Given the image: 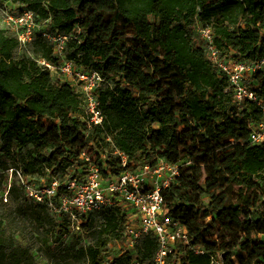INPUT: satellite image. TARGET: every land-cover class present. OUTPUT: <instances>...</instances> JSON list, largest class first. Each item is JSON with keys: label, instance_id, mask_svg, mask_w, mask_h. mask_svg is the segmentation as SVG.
<instances>
[{"label": "trees", "instance_id": "trees-1", "mask_svg": "<svg viewBox=\"0 0 264 264\" xmlns=\"http://www.w3.org/2000/svg\"><path fill=\"white\" fill-rule=\"evenodd\" d=\"M21 2L49 21V32L71 36L67 57L99 72L107 84L100 93L104 127L87 136L79 94L33 58H17L19 41L0 30V145L7 156L17 153L13 159L23 175H65L89 143L103 151L110 138L134 164L163 159L180 165V177L163 195L192 246L205 251L186 249L182 264H211L218 256L225 264H264V145L251 141V124L262 112L251 102L237 105L229 80L192 35L200 23L212 29L224 56L263 58L264 0ZM33 44L38 57L56 62L47 38L38 35ZM251 86L264 98V72ZM15 202L41 226L70 232V223L57 224L46 204L26 197ZM97 216L105 223L88 264H105L109 244L124 240L128 223L119 207ZM97 216L82 230L93 229ZM157 247L147 236L110 264H153ZM0 264H33L1 220Z\"/></svg>", "mask_w": 264, "mask_h": 264}, {"label": "built area", "instance_id": "built-area-1", "mask_svg": "<svg viewBox=\"0 0 264 264\" xmlns=\"http://www.w3.org/2000/svg\"><path fill=\"white\" fill-rule=\"evenodd\" d=\"M4 15L6 29L19 41V49L29 50L38 35L51 41L56 62L47 61L42 57L33 59L52 76H63L65 81L59 80L79 94L87 136L96 128H103L105 114L100 93L106 85V79L99 72L86 70L67 57V43L72 37L59 32L51 36L45 29L49 21H41L28 7L18 15L7 11ZM196 26L203 36L199 46L205 50L218 75L229 80L237 105L242 107L251 102L262 112V120L251 124V141L255 145H264V98L251 86L253 77L259 72H264V57L241 61L224 56L215 43L212 29L200 23ZM107 141L110 145L103 151L95 148L94 143H89L83 151L80 161L89 166V172L80 181L77 177H72L62 182V177L67 176L74 167L65 175L53 176L51 185L42 189H34L23 180L28 190V199L46 204L50 210L58 212L59 217L68 216L72 232L81 231L82 224L91 217L112 207L122 208L128 223L124 232L125 247L121 255L135 250L147 236L154 237L157 241L153 264H182L181 258L186 249L196 254H204L205 251L201 247L192 246L187 227L171 215L163 195L164 190L180 177V165L160 159L155 165L147 163L136 170L134 162L116 148L110 138ZM91 149L97 151L95 157L89 153ZM109 162L117 165L120 170L117 174L112 173ZM55 199L59 200V204L54 202ZM124 205L133 209V214H129ZM211 264L225 262L218 256L212 257Z\"/></svg>", "mask_w": 264, "mask_h": 264}, {"label": "rangeland", "instance_id": "rangeland-1", "mask_svg": "<svg viewBox=\"0 0 264 264\" xmlns=\"http://www.w3.org/2000/svg\"><path fill=\"white\" fill-rule=\"evenodd\" d=\"M26 6L21 0H0V30H5L7 35L14 37L10 31H7L6 16L4 12H10L12 15H18L22 13ZM45 29L53 36L55 33L49 32V27L46 24ZM197 44L202 42V34L199 31L198 26H195L192 30ZM49 43L51 41L49 40ZM34 44L31 45L29 50L19 49L16 52V57L21 58L23 56L38 57L35 52ZM54 77V76H53ZM55 82L63 84L65 81L63 76H55ZM113 87V84H112ZM107 88V84L102 87V90ZM89 153L95 157L97 151L89 150ZM7 156L6 152L2 151L0 145V220L4 222L6 227V236L9 239H14L18 246H21L28 250L30 256L33 258V264H88V259L92 252V248L95 245L99 231L105 223V217L97 216L95 227L89 232L81 230L79 232H68V230L51 231L49 226H41L37 219L25 213L22 208H19L15 202V199L29 198L28 190L23 183L34 187V189H42L44 186L51 185L53 179L51 175L45 178H26L22 170L18 168L17 159H13L15 154ZM153 160L156 157L153 156ZM142 165L134 164V169L141 168ZM89 166L84 161H80L77 165L70 170L67 176L62 177V182H66L69 178L77 177L80 180L88 175ZM16 187L14 195L10 194L12 187ZM206 204L209 202V196H204ZM54 202L59 204V200L55 199ZM129 210V214H133V209L124 205ZM51 216L56 220L57 224H63L65 221L69 222L68 216L63 215L59 217L58 212L54 209L50 210ZM264 238V237H262ZM125 241L111 242L105 252L106 262L110 263L115 258L121 256V252L124 250ZM83 250V251H82Z\"/></svg>", "mask_w": 264, "mask_h": 264}]
</instances>
